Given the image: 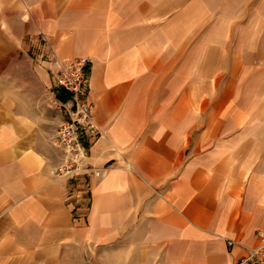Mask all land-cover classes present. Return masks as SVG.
Segmentation results:
<instances>
[{"label": "crops", "instance_id": "1", "mask_svg": "<svg viewBox=\"0 0 264 264\" xmlns=\"http://www.w3.org/2000/svg\"><path fill=\"white\" fill-rule=\"evenodd\" d=\"M9 3L47 68L89 59L88 163L106 174L88 177L84 213L76 178L53 174L62 149L1 125L0 264H83L85 247L109 261L118 244L120 264H241L264 230V85L248 96L243 82L263 70L264 14L242 27L240 4L229 17L201 0Z\"/></svg>", "mask_w": 264, "mask_h": 264}, {"label": "rangeland", "instance_id": "2", "mask_svg": "<svg viewBox=\"0 0 264 264\" xmlns=\"http://www.w3.org/2000/svg\"><path fill=\"white\" fill-rule=\"evenodd\" d=\"M0 0V127L7 125L12 128L15 137L18 140H33V144L44 147L51 145L56 139V132L62 123V113L60 109L58 95L53 90V83L48 72L47 58L41 59L40 40L37 34L33 35L26 28L27 22L24 16L19 14L17 9L11 8L10 0ZM8 1V2H7ZM210 2L215 9V14H226L229 17L233 13L235 5H242L243 10L238 14L241 19L242 27L248 25L251 16L257 15L261 18L264 14V0H201ZM253 4L258 8L257 12L249 10ZM227 9L217 12L216 9ZM240 30V29H239ZM237 31V30H236ZM242 31V30H240ZM234 42L231 39L226 40L223 51H229L228 45ZM217 44H211V48H216ZM212 51V49H211ZM217 61H211L210 64V83L215 85L217 82V69L214 64ZM227 67H233L234 59L226 58L221 61ZM264 70V61L258 67ZM258 71L257 75L244 77L243 82L249 86L247 95L252 94L253 89L264 85V71ZM211 99L218 98L219 92L211 90ZM217 96V97H216ZM195 110H197L195 108ZM121 245H115L114 250L108 252L110 255L107 261V251L105 248L88 247L82 249L81 260L83 264H90V259H94L96 264H115L121 263ZM148 255V254H147ZM153 255V254H151ZM78 256V255H76ZM77 259V257H76ZM141 264H158L155 260L145 259ZM136 261H130V264H136Z\"/></svg>", "mask_w": 264, "mask_h": 264}, {"label": "built area", "instance_id": "3", "mask_svg": "<svg viewBox=\"0 0 264 264\" xmlns=\"http://www.w3.org/2000/svg\"><path fill=\"white\" fill-rule=\"evenodd\" d=\"M40 57L47 58L45 55ZM48 72L53 74L54 92L68 96L66 102L59 101L62 123L57 131L55 144L62 149L63 159L62 164L53 169V174L60 178H76V194L83 201L81 207L85 213L91 203L88 177L103 178L106 174L88 163L91 147L101 137L100 129L93 121V106L89 102L90 61L85 57L67 60ZM257 238L258 245L249 250L241 264H264V230L257 232Z\"/></svg>", "mask_w": 264, "mask_h": 264}, {"label": "trees", "instance_id": "4", "mask_svg": "<svg viewBox=\"0 0 264 264\" xmlns=\"http://www.w3.org/2000/svg\"><path fill=\"white\" fill-rule=\"evenodd\" d=\"M58 99L61 101V102H66L68 100V96L64 93H61L58 95Z\"/></svg>", "mask_w": 264, "mask_h": 264}]
</instances>
